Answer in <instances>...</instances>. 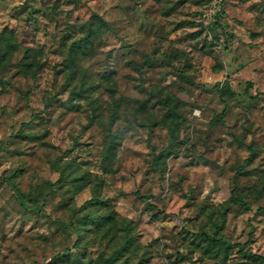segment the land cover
I'll return each mask as SVG.
<instances>
[{"label": "rangeland", "instance_id": "1", "mask_svg": "<svg viewBox=\"0 0 264 264\" xmlns=\"http://www.w3.org/2000/svg\"><path fill=\"white\" fill-rule=\"evenodd\" d=\"M91 13L112 32L84 45ZM3 27L18 49L0 68V264H99L123 224L135 251L114 264H257L198 233L264 256V0H0ZM164 97L181 120L156 165ZM82 214L100 225L78 236Z\"/></svg>", "mask_w": 264, "mask_h": 264}, {"label": "trees", "instance_id": "2", "mask_svg": "<svg viewBox=\"0 0 264 264\" xmlns=\"http://www.w3.org/2000/svg\"><path fill=\"white\" fill-rule=\"evenodd\" d=\"M132 1V0H130ZM91 17L93 19V24L95 25V30H88L86 34L83 36L82 41L83 44H88L90 43V37L91 36H96V32L98 30L102 31H107V32H112L109 23L104 21L99 15L95 13H91ZM79 47V46H77ZM18 49V45L16 42V39L14 35L10 32V30L6 27H3L0 29V68H2L5 64H7L14 52H16ZM31 57L29 54V49H26V52L23 55V58ZM68 64L71 66H74V70L76 69L75 61L73 56H69L68 58ZM33 65L32 63V58L28 62L25 63L26 66ZM74 70H70L68 73V77L70 79H73L74 75ZM0 85H2V80L0 79ZM225 90V88H222V90ZM257 95V94H256ZM260 95L264 96V92H261ZM158 102L165 108V117L164 120L166 119L167 121V126L168 129L171 133L170 136V141L166 145L164 149L159 151L156 154H153L152 156V162L157 165L158 161L160 158H166L172 151V147L177 141V136H175L174 131L175 128H178L180 125V120L181 116L178 113V106H179V100L174 99V98H159ZM116 104L112 106V112L110 114L109 118V125L112 124L113 119L116 117L117 111H116ZM218 119H221V116H218ZM116 134L110 132V129H107V142H106V147L103 152V159L109 158L112 155V151L114 149V145H116ZM252 151L250 150L248 155H251ZM62 168H60V175L63 173ZM3 181L9 185L12 190L14 191V194L16 195L17 200L21 205H25V195L20 193L17 188L14 186L13 182L10 180V177H2ZM59 182V181H58ZM53 182L48 184L50 188H53L57 183ZM234 201L239 203L240 206L245 207L244 203L240 200L239 197H234ZM105 202L95 196H92L85 200L81 207L83 208L84 206H97V205H104ZM102 223L105 221L110 220L109 216H105L102 219ZM77 224L73 223H68L66 226L72 227L74 229V232L79 236V227L82 225L88 223L91 225L93 228H98L100 223L96 220H93L88 216V214H82L77 220ZM90 229V228H87ZM122 229L124 230V239L122 243L115 249L113 252L107 256L106 258L100 259L99 264H114V262L124 254V252H128L132 250L133 252L135 251V246L133 244L131 236L127 234L129 227H127L126 224L122 225ZM198 236L200 237V240L204 242V249L206 251L210 250L213 251L214 255L221 254L222 258L221 260H224L226 252L231 249L232 247H236L238 253L241 255V257L249 260L256 262L257 264H264V256L254 253L248 249V241L243 242L242 244L240 243H234L231 244L227 240L223 239L222 237H214L213 235H209L205 232H199ZM119 264H124V261H121Z\"/></svg>", "mask_w": 264, "mask_h": 264}]
</instances>
